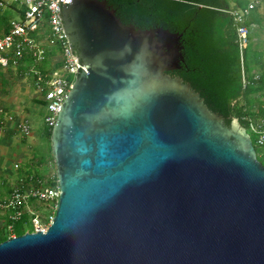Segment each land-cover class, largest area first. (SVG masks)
Segmentation results:
<instances>
[{"label":"water","instance_id":"water-1","mask_svg":"<svg viewBox=\"0 0 264 264\" xmlns=\"http://www.w3.org/2000/svg\"><path fill=\"white\" fill-rule=\"evenodd\" d=\"M59 16L81 62L51 128L59 200L0 264H264V169L245 128L169 74L182 34L123 24L106 0Z\"/></svg>","mask_w":264,"mask_h":264},{"label":"trees","instance_id":"trees-1","mask_svg":"<svg viewBox=\"0 0 264 264\" xmlns=\"http://www.w3.org/2000/svg\"><path fill=\"white\" fill-rule=\"evenodd\" d=\"M115 10L117 18L123 24H132L140 29L163 28L172 33L182 34L180 44L183 61L180 68L169 72L188 82L199 93L211 112L220 116L229 127L237 119L245 127L246 115L264 116V54L260 49H252L251 30L264 26V13L258 9L252 11L246 23L250 29V42L245 50V70L247 84L241 82L240 56L237 43L236 26L233 19L224 10L233 5L244 7L242 0H106ZM33 64L27 57L17 69L22 73L33 66L40 72L51 68V56ZM250 54L251 68L247 67ZM257 68V69H256ZM255 70L254 72H252ZM252 72V73H251ZM254 74L258 77L254 79ZM45 108L43 100L37 101ZM257 111L254 112V108ZM47 126V125H46ZM50 144L51 127H46ZM50 150H51V146ZM27 181L34 179L35 185L42 181L35 171L25 172ZM56 182L51 185L55 186ZM27 215L23 216L25 219ZM27 222V221H24ZM24 222H16L14 235L26 233ZM20 223V224H18ZM4 231V230H3ZM5 232V231H4ZM9 233L0 234V243L9 238Z\"/></svg>","mask_w":264,"mask_h":264},{"label":"built area","instance_id":"built-area-1","mask_svg":"<svg viewBox=\"0 0 264 264\" xmlns=\"http://www.w3.org/2000/svg\"><path fill=\"white\" fill-rule=\"evenodd\" d=\"M70 2L71 0H10L9 4L14 5L17 18L11 19L8 31L0 35V71L16 70L27 57L33 64L41 63L46 60L48 53L53 52L49 70L43 73L33 66L28 69L39 99L45 103L44 123L51 128L81 66L75 51H71L59 16L60 5ZM255 9L264 13V0H250L244 7L233 5L228 9L236 26L243 87L247 84L244 56L250 42V29L246 23ZM257 77L254 74V79ZM256 111L257 107L254 108V112ZM7 119L14 118L9 115ZM243 121L246 124L245 131H249L255 138V147L259 149V153L256 151L257 158L259 154L264 162V116L246 115ZM17 128L22 136L31 135L30 120L26 117L18 120ZM260 163L264 169V163ZM26 177L19 179L8 197L0 199V216L5 220L3 225L0 219V227L9 233V238L15 237L12 233L14 225L24 215H27L32 226V231L27 232H46L58 204V183L51 186L38 181V185H35L33 178L27 181ZM28 221L23 223L25 228Z\"/></svg>","mask_w":264,"mask_h":264},{"label":"rangeland","instance_id":"rangeland-1","mask_svg":"<svg viewBox=\"0 0 264 264\" xmlns=\"http://www.w3.org/2000/svg\"><path fill=\"white\" fill-rule=\"evenodd\" d=\"M4 2L5 1H3V3ZM1 15L6 17L4 20L8 23L11 19L17 18V13L14 9H5L3 14ZM251 35L252 49L257 48L264 52V28H254V30H251ZM262 55L264 56V54ZM247 67L251 68L250 54H248ZM254 71L255 70H253L252 72ZM8 72L9 73H6V78L2 77L5 79L4 89L6 90L8 88L12 91L14 90L15 94H17L18 92V95L15 97V99L18 100L20 98L21 101L20 103L16 102L17 106L14 107V111H18V113H25L31 117L30 124L32 132L31 135L28 136L25 140L26 144L23 143V149H20V154L18 156H13V158H11L10 160H7V163L10 166H12L13 163H16L21 166V168L24 170L23 176L25 175L26 171L34 173L36 171L41 175L42 181L47 183V185H51L52 182H56L57 171L52 154V149L50 150L49 147L51 146V143L49 144V140L46 133L47 126L44 123V116L46 114V110L37 102L39 100V95L37 94L38 91L34 86V80L32 75L25 70L20 73L19 69L9 70ZM0 76H3V73H1ZM0 97H2V95ZM25 104H27L26 107L24 106ZM18 106H20L21 108H18ZM246 133L248 134L255 150L259 153V149L255 147L254 136L249 133V131H246ZM257 159L262 162V164L264 163L263 159L259 156V154ZM13 169L16 170L14 167ZM15 183V180H13L12 184L14 185ZM1 192L2 191L0 190V193ZM1 198L2 197L0 196V199ZM0 219L1 221H3L4 225L5 220L3 216H0ZM24 221H28V219H22L20 222ZM3 230L4 229L0 227V234L5 235L7 231L4 230V232ZM26 231H32V226L29 221L28 225L26 226ZM12 233H14V231Z\"/></svg>","mask_w":264,"mask_h":264},{"label":"crops","instance_id":"crops-1","mask_svg":"<svg viewBox=\"0 0 264 264\" xmlns=\"http://www.w3.org/2000/svg\"><path fill=\"white\" fill-rule=\"evenodd\" d=\"M3 1H5L3 3ZM10 0H0V35L8 31V22H5V16H2L5 9H14L13 4H9ZM250 0H246L248 2ZM264 21L262 22V25ZM3 73V76H0V196L3 198L8 197L12 188H14L18 180L23 177V169L16 163H13L12 166L8 165L7 160L13 158V156H18L20 154V149H23L22 146L25 143L27 137L21 135L17 128L18 120L20 118L26 117L30 120V116L25 113H18L14 111V107L17 106V103H20V98L17 100L15 97L18 95L14 93V90L4 89V83L6 78V73L0 71V74ZM13 84V83H12ZM11 90V91H10ZM25 107L27 104L24 105ZM18 108H21L18 106ZM22 114V115H21ZM25 114V115H24ZM12 115L13 120H8L7 116ZM24 143V144H23ZM17 165L18 169L15 167ZM13 167L16 169L14 170ZM15 180V184H12V181Z\"/></svg>","mask_w":264,"mask_h":264}]
</instances>
